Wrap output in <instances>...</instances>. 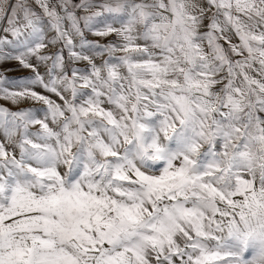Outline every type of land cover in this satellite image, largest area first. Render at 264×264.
Wrapping results in <instances>:
<instances>
[{"label": "snow or ice", "instance_id": "obj_1", "mask_svg": "<svg viewBox=\"0 0 264 264\" xmlns=\"http://www.w3.org/2000/svg\"><path fill=\"white\" fill-rule=\"evenodd\" d=\"M0 264H264V0H0Z\"/></svg>", "mask_w": 264, "mask_h": 264}, {"label": "rangeland", "instance_id": "obj_2", "mask_svg": "<svg viewBox=\"0 0 264 264\" xmlns=\"http://www.w3.org/2000/svg\"><path fill=\"white\" fill-rule=\"evenodd\" d=\"M13 75H24V73L16 72V73H13Z\"/></svg>", "mask_w": 264, "mask_h": 264}]
</instances>
